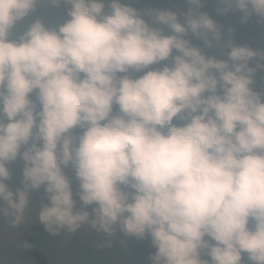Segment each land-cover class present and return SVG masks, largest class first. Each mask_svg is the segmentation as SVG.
Returning a JSON list of instances; mask_svg holds the SVG:
<instances>
[{"label":"clouds","instance_id":"obj_1","mask_svg":"<svg viewBox=\"0 0 264 264\" xmlns=\"http://www.w3.org/2000/svg\"><path fill=\"white\" fill-rule=\"evenodd\" d=\"M212 2L264 27V0ZM207 3L0 0L11 226L42 190L53 236L88 226L101 248L146 241V264H264V48L238 42Z\"/></svg>","mask_w":264,"mask_h":264},{"label":"rangeland","instance_id":"obj_2","mask_svg":"<svg viewBox=\"0 0 264 264\" xmlns=\"http://www.w3.org/2000/svg\"><path fill=\"white\" fill-rule=\"evenodd\" d=\"M39 14L55 22L60 18L61 12L42 9ZM41 196L31 202L28 219L18 227L11 226L2 215L0 216V264H15L21 250L22 231L38 220ZM102 239L100 234L88 226L82 227L74 234L61 232L53 236L48 233L39 252L46 264H119L135 253L131 238L127 239L125 245L117 243L112 248L99 247Z\"/></svg>","mask_w":264,"mask_h":264},{"label":"trees","instance_id":"obj_3","mask_svg":"<svg viewBox=\"0 0 264 264\" xmlns=\"http://www.w3.org/2000/svg\"><path fill=\"white\" fill-rule=\"evenodd\" d=\"M160 6H168L167 0H160ZM186 7V5H184ZM215 3L209 0L205 5V9L219 23H222L227 29L230 25H235L236 32L235 38L240 43H248L255 48H264V27L256 23L255 18L250 20L246 25H240L237 22L238 14H229L228 16H217L215 13ZM13 170V178L10 181L13 187L17 186L21 177L22 162H17L10 165ZM42 195L40 193H33L31 202ZM1 216V215H0ZM48 232L44 226L39 222V219L24 228L20 235L21 250L19 251L15 264H46L39 252L40 246L43 244L47 237ZM135 245V253L131 257L125 259L119 264H146L148 252L150 251L148 243L139 242L131 238Z\"/></svg>","mask_w":264,"mask_h":264}]
</instances>
